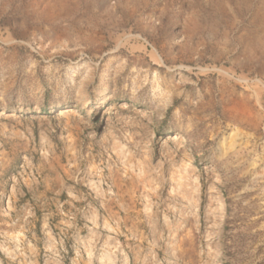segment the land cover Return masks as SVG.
<instances>
[{
	"label": "rangeland",
	"instance_id": "rangeland-1",
	"mask_svg": "<svg viewBox=\"0 0 264 264\" xmlns=\"http://www.w3.org/2000/svg\"><path fill=\"white\" fill-rule=\"evenodd\" d=\"M0 264H264V0H0Z\"/></svg>",
	"mask_w": 264,
	"mask_h": 264
}]
</instances>
